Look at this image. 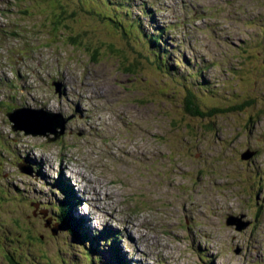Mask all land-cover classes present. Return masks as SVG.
I'll list each match as a JSON object with an SVG mask.
<instances>
[{
  "label": "rangeland",
  "instance_id": "rangeland-1",
  "mask_svg": "<svg viewBox=\"0 0 264 264\" xmlns=\"http://www.w3.org/2000/svg\"><path fill=\"white\" fill-rule=\"evenodd\" d=\"M23 1L0 0V264H264V0ZM16 107L72 117L26 134Z\"/></svg>",
  "mask_w": 264,
  "mask_h": 264
},
{
  "label": "water",
  "instance_id": "water-1",
  "mask_svg": "<svg viewBox=\"0 0 264 264\" xmlns=\"http://www.w3.org/2000/svg\"><path fill=\"white\" fill-rule=\"evenodd\" d=\"M54 85L56 86V90L57 89L60 90V84L58 82H55ZM18 110L14 109L12 112H9L8 113V117H9V120L11 122H13V120L15 121V123H13V125H12V129L14 131L23 130V131L26 132V134H30V132H32V131L35 132L36 131V132H38L39 135H41L43 133L45 134L48 131H55V130L58 131V128L64 129L66 122L72 117L71 116V117H68V118H63L62 119L63 122H61V123L59 121L58 122H54V124H51L50 128H43L42 129V124L40 123V121L35 116H39L40 114L50 115L52 112L46 111V110H43V109H29V108H21V110L20 109H18ZM26 111H30V113L26 112ZM12 116H14V119H12ZM25 118H29V120H30V122L32 124L33 130L26 128V123H25V120H24ZM38 134L34 133V135H38ZM60 135L61 134H57L56 137L53 140L58 138ZM248 155L250 157L252 154L249 153ZM248 155H246V156H248ZM53 231H54V229H53Z\"/></svg>",
  "mask_w": 264,
  "mask_h": 264
},
{
  "label": "trees",
  "instance_id": "trees-1",
  "mask_svg": "<svg viewBox=\"0 0 264 264\" xmlns=\"http://www.w3.org/2000/svg\"><path fill=\"white\" fill-rule=\"evenodd\" d=\"M26 2H29L28 0H24L23 2H22V4H26ZM57 23H60L59 21H57ZM132 25V24H131ZM133 26V25H132ZM152 43L153 42H157V40L155 39V38H153L152 40ZM149 39H148V42H151ZM158 43H160V41H158ZM154 44V43H153ZM157 56H158V58H160V57H162L159 53H157ZM245 57H247V58H249L248 56H246L245 55ZM163 58V57H162ZM242 62L244 63V64H246V62H245V60H244V58L242 59ZM244 102V101H243ZM189 103L190 104H192L191 103V100H189ZM247 103H249V101H245L244 103H241L240 105H237V106H235V107H232L231 109H243L246 105H247ZM15 108H13L12 110H14ZM189 109L191 110V111H193V108H192V106L190 105L189 106ZM249 153H251V154H254V151H252V150H250L249 151ZM255 153H256V151H255ZM262 176H264V174H262L261 175V177ZM261 177L259 178V180L258 181H260L261 180ZM264 189V188H263ZM264 196V195H263ZM62 205H60L61 206V210H62V212L66 209V207H68L69 206V204H68V199L67 200H65L64 201V203H61ZM61 210H60V212H61ZM52 212V215L50 216L51 218V220L53 221L54 220V218H55V216L57 217V220L58 221H55L54 223H56V224H58V228L60 227V228H65L67 231H69V233H72V236L73 235H75V234H77V236H80V234H82V230H83V228L82 227H80V226H78L77 225V222H76V220H75V218H74V216L68 211L67 213H65V214H63L62 212H61V215L59 214V213H55V212H53V211H51ZM49 227L53 230L54 228L52 227V223H50L49 224ZM28 231V233H29V229L27 230ZM71 231V232H70ZM30 232H31V230H30ZM53 232V231H52ZM80 233V234H79ZM41 238H43L42 237V235H41ZM89 259V261H88V263H92V261H91V259L90 258H88ZM73 264V263H72Z\"/></svg>",
  "mask_w": 264,
  "mask_h": 264
},
{
  "label": "bare ground",
  "instance_id": "bare-ground-1",
  "mask_svg": "<svg viewBox=\"0 0 264 264\" xmlns=\"http://www.w3.org/2000/svg\"><path fill=\"white\" fill-rule=\"evenodd\" d=\"M7 12H8V11H5V10H4V13H5V14H6ZM19 76H20V78H21V80H22L23 82L26 81V78H25L24 75L22 76V75L19 74ZM22 77H23V78H22ZM60 79H61V78H60ZM21 108H22V107H16L15 109H16V110H18V109L21 110ZM18 111H19V110H18ZM38 162H39L40 164H43L44 160H43L42 162H41V160L38 161ZM63 163L65 164V162H63ZM53 168H54V167H52V169H53ZM59 168L61 169V164H60V167H59ZM87 183H88V182H87ZM86 195H88V192H85V193H84V196H83V197L81 196V198L84 199V197H85ZM109 198H111V196H110ZM99 208H100V209H104L103 206H99Z\"/></svg>",
  "mask_w": 264,
  "mask_h": 264
},
{
  "label": "flooded vegetation",
  "instance_id": "flooded-vegetation-1",
  "mask_svg": "<svg viewBox=\"0 0 264 264\" xmlns=\"http://www.w3.org/2000/svg\"><path fill=\"white\" fill-rule=\"evenodd\" d=\"M35 217H38V216H40V214H38V215H34ZM47 228H49V226H47Z\"/></svg>",
  "mask_w": 264,
  "mask_h": 264
}]
</instances>
